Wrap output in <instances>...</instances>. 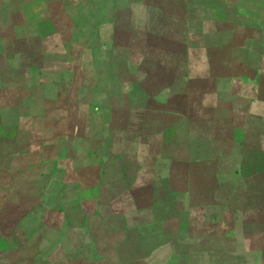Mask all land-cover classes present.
Returning a JSON list of instances; mask_svg holds the SVG:
<instances>
[{"label": "rangeland", "instance_id": "1", "mask_svg": "<svg viewBox=\"0 0 264 264\" xmlns=\"http://www.w3.org/2000/svg\"><path fill=\"white\" fill-rule=\"evenodd\" d=\"M20 58L33 67L21 80L12 72ZM182 95L191 118L204 123L200 143L187 141L179 125L173 137L166 123L157 148L143 136V156L157 157L160 181V232L147 233L143 244L151 250L148 264H264V0H0V161L13 162L15 186L31 193L43 182L38 172L51 170L46 164L58 152L56 121L77 111L75 101L89 99L90 110L104 113L108 106L167 111L170 98ZM18 98L28 117L12 131L9 118L23 111ZM234 111L256 116L253 124L233 121L246 122L244 135L217 120ZM114 132L117 139L101 147L129 154L130 135ZM66 137H59L63 149ZM188 158L197 163H184ZM170 171L186 179L178 182ZM12 200L14 264H80L59 252L53 231L40 241V219L54 223V195Z\"/></svg>", "mask_w": 264, "mask_h": 264}, {"label": "crops", "instance_id": "2", "mask_svg": "<svg viewBox=\"0 0 264 264\" xmlns=\"http://www.w3.org/2000/svg\"><path fill=\"white\" fill-rule=\"evenodd\" d=\"M22 61L23 58H20L18 68L12 71L17 74L19 80L23 75L25 77L28 68H33ZM228 77L234 79L237 76L233 74ZM10 81L15 82L12 79ZM178 99L183 101L175 106L174 100ZM88 100L75 101L73 104H78L77 111L62 113L57 119L58 139L55 140L58 144L57 155L54 161H50L49 165L46 164L51 170L38 172L39 179L43 182H40L31 193L25 190V186L20 187V184L15 186L16 180L12 174L15 175L16 171L13 162L0 161V264L15 263L9 257V253L16 247L14 233L18 229L12 213L14 195H39V197L54 195V208L50 209L55 218L54 223L51 226L47 224V215L40 219L38 223L40 241L43 242L48 236L47 231H53L54 245L62 254L65 252V258H69L70 262L80 264H148L150 262L151 250L143 244L151 240V235L148 236L147 233L156 236L160 232V227L156 223L159 196L155 192L160 181L156 170L157 157L143 156V136L146 139L154 138L157 148L159 131L162 129V124L166 123L173 137L174 127L179 125L187 141L200 143L203 138L201 127H204V123L191 118L188 95L171 97L167 103V111L118 113L115 108L110 109L108 106V111L104 113L90 110L94 102ZM260 100L264 101V97ZM16 104L20 105L23 111L13 112L9 118L8 128L12 131L16 129L21 119L28 117L20 98L17 99ZM82 104L87 105L86 108L89 110H79ZM171 107L172 110H169ZM16 109L17 107L13 108ZM257 118L261 119L259 116ZM255 119L254 113L234 111L226 114L221 112L217 120L222 126H230L232 133L239 136L246 134L247 120L253 124ZM235 120H246V122L244 126L241 124L238 127L233 122ZM116 130L124 131L126 136L130 135L127 141L131 148L129 154L120 156L101 147L105 139L108 141L111 138L117 139L114 135ZM104 133L106 136L99 139L92 138L94 135ZM63 136L69 137V144H66L64 149L63 141L59 143V137L62 139ZM21 150L24 151L22 148ZM79 150L80 152L77 153ZM64 153H70L69 158L66 156L64 159ZM223 157L226 156L221 151L220 160H216L218 168L220 162L223 163ZM175 161V159L171 161L172 167ZM187 162L197 163L190 158L184 163ZM26 163L24 168L29 165ZM41 166L43 165H36L38 168ZM64 168L68 170H63ZM170 176L175 180L177 178L178 182L186 179L173 171H170ZM217 177L215 171L214 183L216 186H222L223 183ZM89 248L93 254L89 255ZM80 249L84 250L78 259L75 261L71 259V257L76 258L74 255ZM122 249H128V254L123 255ZM118 251V256L113 255Z\"/></svg>", "mask_w": 264, "mask_h": 264}]
</instances>
